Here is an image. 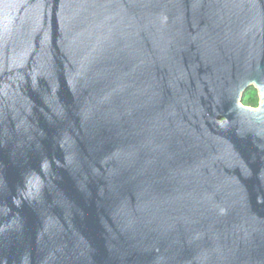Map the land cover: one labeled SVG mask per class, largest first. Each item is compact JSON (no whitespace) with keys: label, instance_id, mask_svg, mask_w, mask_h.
Here are the masks:
<instances>
[{"label":"water","instance_id":"1","mask_svg":"<svg viewBox=\"0 0 264 264\" xmlns=\"http://www.w3.org/2000/svg\"><path fill=\"white\" fill-rule=\"evenodd\" d=\"M0 264H264V0H0Z\"/></svg>","mask_w":264,"mask_h":264},{"label":"trees","instance_id":"2","mask_svg":"<svg viewBox=\"0 0 264 264\" xmlns=\"http://www.w3.org/2000/svg\"><path fill=\"white\" fill-rule=\"evenodd\" d=\"M241 102L250 107H257L260 102V97L257 89L251 86L243 95Z\"/></svg>","mask_w":264,"mask_h":264}]
</instances>
